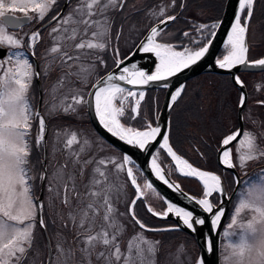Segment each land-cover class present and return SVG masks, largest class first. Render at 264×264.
Instances as JSON below:
<instances>
[{"label": "snow or ice", "instance_id": "1", "mask_svg": "<svg viewBox=\"0 0 264 264\" xmlns=\"http://www.w3.org/2000/svg\"><path fill=\"white\" fill-rule=\"evenodd\" d=\"M174 2L175 0H173V4ZM56 4L57 0H0V54L3 56L0 59V73H2L0 75V264H23L32 248L37 213L38 211L42 212L44 207L32 196L30 182L33 177L29 174L30 169L27 167L31 155L28 136L34 115L39 119L37 145L44 140L45 133V121L38 112H33L27 96L33 78L39 73L36 72L30 59L21 51L24 47V40L10 34L8 25L22 19L31 21L33 17L29 15V12L36 14L37 21H43ZM124 6L125 0H77V5L72 7L68 14L61 17L57 13L52 17V20L57 21V26L52 28V33L57 35L53 37L55 43L49 50L53 60L49 62L47 68H51L52 63L59 60L60 67L67 69L55 88L63 87L65 81L70 82V78L73 76L82 82L87 78L89 72L83 65H79L77 71H73V68L77 67V62L82 57L87 58L90 55V50L103 51L107 48L112 27L111 17L107 14L112 10L122 9ZM254 6L255 0H238V9L225 44L228 52L223 56V59L217 61L221 69L231 70L238 65L264 68V58L251 62L247 60L246 36ZM17 11L23 13V16H16ZM152 15L164 16L165 9L161 8L158 13L153 12ZM175 19V16H167L166 20H162L161 23ZM15 27H21V25L17 23ZM210 27L216 29L219 25L212 24ZM207 28L209 26L204 24L198 26L200 31ZM159 34L158 27H152L146 37V42L142 41L140 44V50L144 53L154 54L158 60L154 72L149 74L137 68L135 64H132L131 67H123L120 69L119 75L109 73L105 78L97 80L93 85L95 91L89 93V96L94 98V111L99 123L112 136L142 150H147L152 143L157 141L158 137L162 139L159 148L175 162L176 170L186 177L197 178L202 183V198L193 199L203 212L212 214L211 224L213 228H217L224 216V209L217 207L213 201L216 196L226 195L221 176L210 171L200 170L178 155L169 143V136L162 132L160 126L154 127L148 123L143 130H138L126 126L120 119L125 116L129 98L134 101V105L130 108L134 115L130 118L135 119L139 115L145 93L144 91H139V93L131 91L115 81L133 86L165 81L197 63L208 52L212 43V40L208 39L198 50L185 48L183 51H176L171 44L157 42L156 37ZM184 35L187 36L188 33H184ZM210 35L214 37L216 32L212 31ZM27 39V47L34 49L40 40V32H32L27 36ZM32 55H35L34 51ZM97 58L99 59V57ZM100 62L103 63V60ZM116 63L119 67L124 61L117 60ZM235 82L243 87V82L238 76L235 77ZM181 91L182 89H178L171 96L173 103L181 95ZM69 92L72 102L66 105L63 101L60 105L54 104L53 111L59 109L64 112H75L76 105L84 103H89L91 106L92 101L85 100L78 89H70ZM245 99L246 97L242 94L241 108L245 105ZM240 135L241 130L237 129L224 137L221 143L219 162L229 169L237 166L233 161L229 145L233 141H237V137ZM61 137L64 138L63 147L66 150L65 162L56 168L50 179L46 171L41 174L40 179L49 180V191L54 192L56 196H60V190H63L61 202L69 206L68 217L76 224L75 243L77 247L65 249L62 243H58L57 255L54 260L50 259L49 264H72L77 252L81 256L80 264H93V256L96 261H102L103 264H155L156 245L159 242L146 239L143 233L132 238L135 243L130 241L126 251L122 252L119 246L118 237L124 226L116 219L117 210L109 195L112 185L109 182L107 166L114 165L117 173L126 172L127 178L134 187L135 197L129 204L128 214L140 229L145 231L172 230L149 229L136 216L135 206L137 201L142 200L146 195L145 189L151 190L153 193L156 192V189L147 182L144 183L143 188L141 187L137 182L134 169L125 167L132 163L127 155H124L122 162L119 163L112 158L90 157L85 159L84 156L90 147V142L87 139L82 140L74 131L58 133V142ZM238 143L240 149H243L242 151L238 150L239 166L244 167L247 162L264 157V150L258 147L256 137L250 131L245 130L243 138ZM74 145H79V147L74 148ZM157 160L158 156H153L151 162V171L156 178L163 181L169 188L179 190L178 184L169 182L165 178L164 171ZM89 165H93V167L89 183L85 185L89 191L83 194L88 199V202L84 204L81 198L82 194L77 191L76 179L77 173L80 178H83ZM119 187L122 188L123 185ZM73 193L80 201L77 205L78 212L71 208ZM244 209L253 213L252 218L247 224L240 226L239 234L226 233V236H237V239L229 244L232 249L230 258L234 264H264V174L258 176L255 181H250L247 188L240 194L238 206L235 208L236 216ZM101 210L103 211L101 217L103 223L99 230H96V220ZM148 211L154 216L163 218L174 214L192 232L196 231L195 225H204L206 222L205 218L195 217L192 211L185 210L184 207H179L175 203H167L166 211L163 212H156L151 206H148ZM236 216L228 225L230 229L237 223ZM39 223L42 228H46L42 216ZM207 250L213 251L211 241L208 243ZM183 252L184 248L181 246L178 249V254ZM196 264H204L203 259L197 258Z\"/></svg>", "mask_w": 264, "mask_h": 264}, {"label": "rangeland", "instance_id": "2", "mask_svg": "<svg viewBox=\"0 0 264 264\" xmlns=\"http://www.w3.org/2000/svg\"><path fill=\"white\" fill-rule=\"evenodd\" d=\"M75 1L76 0H72V3H73L72 7H75L77 5V1L76 3ZM188 1L189 0H186V3ZM257 1H260L261 3L264 2V0H255L254 10L256 8ZM210 2L212 1H208L202 5L200 3V6L202 8H200L197 12L192 10L195 16L191 14H188V15L186 14L183 17V19L182 18H180V20L178 19L181 22L173 23L172 25L170 24L165 30L160 32V34L156 37L157 42L159 43L164 42V43L171 44L174 46V49L176 51H183L185 48L192 49V50H198L200 46H202L204 43L207 42L208 39L212 38L210 33L212 31H216L217 29V28L212 29L210 26L212 24L218 25V22L221 20L219 18L210 19L209 16H211V13L207 10V7L209 6L208 3ZM175 5H176V2H174L173 4V0H158L156 4L151 5V6H150V1L148 0H125V6L122 9L110 11L107 15L111 17L112 27H111L110 39L108 41L107 48L103 51L90 50V55L87 58L82 57L81 60L77 62V67L73 68V71H77L79 65H83L85 68L88 69L89 74L87 75V78L83 82L77 79L75 76H73L70 78V82L65 81V85L63 87L55 88V86L57 85V82L64 75L65 71H67V69H62L60 67L61 62L59 60H56L55 62H53L51 65V68H47V65L49 64V62L53 60L52 55L49 54V50L55 43L53 37L56 36L57 34L52 33V28L57 26V21L47 26L44 30L40 31V40L35 45L34 49H31V48L24 49V50L21 49V51L24 52L25 56L28 57L30 59V62L32 63H33L32 52L34 51L35 52L34 57H36V59L39 61V64H40V78H41V84H42V90H43V101H42L41 115L39 114V116L43 117L45 121L46 117L54 118L55 116H60V115H64L65 113H67L69 115L73 114L74 116L77 117V119L80 120L79 123H74V125H69L68 121L60 120V121H56L55 124L50 126L51 128H49V132L47 136L49 144L51 146V150L49 151L48 160H47V168H48L47 176L49 177V179L53 176L56 168L64 164L65 162L66 150L63 147L64 138L61 137V140L58 142L57 134L64 133L66 131L67 132L74 131L78 134V137L82 138V140L87 139L90 142V147L87 149V154L84 156L85 159L90 158V157H96L97 159L112 158V159H115L118 163L122 162V158L124 156L123 153L119 149L111 145L109 142H107L104 138H102L96 132V130L92 127L91 123L86 119V116H88L87 103L76 105L75 112H64L59 109L53 111L52 106L54 104L60 105L62 101L64 102L65 105L68 103H71L72 102L71 95L69 92L70 89H73V90L78 89L79 93L84 96L85 100H87V95H88L91 85L96 80V78L99 76V72L106 67L105 65L107 63L112 64L114 61L116 62L117 60L124 59L122 58V56L133 51L136 45L144 37L148 29L155 22L158 23V20L160 19L165 20L167 16L174 15ZM189 6L190 8H192L195 5H193L190 2ZM60 8H61V5L58 7L57 10L51 13V15L54 14L55 16L60 10ZM161 8L165 9L164 16L152 15L153 12L158 13ZM142 9L143 11L142 13H140L138 17L133 16L136 11L142 10ZM70 10L71 8L67 12V14L70 12ZM253 18H254V15L252 16V19L250 22L254 20ZM45 23H47L46 19L42 21L41 23H39V25L36 24L37 26L34 24V28L31 29V31H29L28 35H30L32 32L39 31L40 27H42ZM201 24L208 25L209 28L200 31L198 30V26ZM256 28H257L256 24H249L248 26V31H247L248 49H250L249 43H251L253 49H263L262 51L264 52V42L260 41V42H263L261 43L262 45L256 43L257 42L256 40L259 37L257 35V30L259 29L258 28L256 29ZM50 33L52 34L50 35ZM184 33H188V35L185 36ZM18 37L24 40L23 36H18ZM263 40H264V36H263ZM27 44H28V39H27ZM223 49L225 51L224 55H226L228 52V49H226L225 46ZM117 51H118V55H117ZM97 57H99V59ZM101 60H103V63L100 62ZM33 66L35 68L34 63H33ZM203 82L204 80H201L200 83L203 84ZM160 90L161 89L154 90V96L150 99H148V96L151 97V95L149 94V91L145 93V98L141 102L139 115L136 116L135 119L130 118L132 115H134L130 111L131 106L134 105V101L132 98H129V101L126 104L125 116L120 118L121 122L124 123L126 126H131V127L137 128L138 130H143L144 127L148 123H151L154 126L155 121H156V116L161 109L162 102H163L164 95H165L164 91H160ZM205 90H206L207 96H209L208 97L209 101L207 102L209 105V103H211L210 99L212 98L209 93L210 87H208ZM131 91H134V90H131ZM254 95L256 96V94ZM27 96L30 101L33 112L36 113L38 109V102H39V90H38V84H37L36 77H34L31 82V86H30L29 92L27 93ZM230 96L234 98V95H230ZM235 97H236V94H235ZM152 107H154V110ZM142 109H143L144 115L142 118V123L139 124V122L137 121H139V117L141 116L140 113ZM148 110L150 111L148 112ZM251 110L252 109L250 108L249 111ZM145 111H147V113ZM152 111L155 114L154 121L151 120V117L149 115L150 113H152ZM34 117L36 118V121H37L36 128H37V133L39 134V119L35 115ZM196 120L199 123H201L198 119ZM184 125L186 126V123H184ZM181 127L183 128L184 126L181 124ZM199 127H200V130L203 129L201 125H199ZM174 132L176 133L175 129H174ZM187 133H190V132L187 131ZM44 136H46V129H45ZM169 141H170V138H169ZM238 142L235 143V145L232 147V158H233L234 163H236L239 169L242 170V173H246L248 169L247 168L248 162L246 163L244 167L239 166L238 150L242 151L243 149H240ZM42 145H43V141H42ZM181 146L183 147V144H181ZM73 147L78 148L79 145H74ZM172 148L174 149L173 146ZM184 148L190 149L187 144L184 145ZM177 154L179 153L177 152ZM40 156H42V147L40 148V154L38 156L37 166L33 165V167H36L35 176L37 179L35 181L30 182L32 184V196L34 200H36V198L39 196L41 182H42V180L40 179V173H41V166H42V173H43L44 155L41 158ZM154 156H158V162L162 165V167L165 169L168 175L175 182H177L181 187L182 185L186 186L192 183L191 181H189V178L191 177L183 176L176 170L171 157H169L165 151L158 148ZM180 156L183 157L182 155ZM41 159H42V164H41ZM256 160H260V158L255 159V161ZM34 162H36V160H34ZM255 164H258V163H255ZM69 167H71V164H69ZM92 167L93 165H89L87 167L83 178H80L79 174L77 173V179H76L77 191L82 194L81 198L83 199L84 204L88 202V199L84 197L83 194H86L89 191V189L86 188L85 185L89 183L90 174L92 172ZM125 167L127 168L128 165H126ZM131 167L134 169V173L137 177V182L143 188L144 183L145 182L148 183L146 176L141 172V170L133 162L131 163ZM253 167L254 165L250 166V168H253ZM200 170H203V169H200ZM224 171H227L230 174H224V172L220 174H217V173L215 174L221 176V180L224 182L225 187L228 191V196H229L235 189L236 180L232 172L228 170H224ZM107 172L109 173V182L112 185V189L109 195L113 202L114 207L117 210L116 219L118 220L120 224L124 226L120 236L118 237L119 246L122 252L127 250V247L130 241L135 243V241H132V238L135 235L143 233V236L146 239L153 241V242H156V241L159 242V244L156 245L157 252L154 258L155 264H160L162 261H164L162 262L163 264H196V260L197 258H199L198 246L193 241L185 237L184 235L178 234L177 236H172V241L171 242L169 241L170 243L169 242L167 243L164 241L162 236L156 235L155 233L153 234L148 233L147 231L140 229L138 225L135 224V222L131 219V216L128 214V208H129V204L133 197L134 187L131 185L130 180L127 178L126 172L117 173L115 171L114 165L112 164H109L107 166ZM261 174H264L263 170L255 171L253 173V176L245 178L243 183L241 181L242 184L237 194L235 195L234 201L232 203L231 209L229 211L228 217L225 221V224L222 230V239H223L221 243L222 251H220L221 264H232L231 262L232 259L230 258L231 248L229 247V244L232 241V236H226V233H232L233 227L230 229L228 225L231 223L232 218L236 216L235 208L238 206L240 194L247 188L250 181H255L258 178V176H260ZM178 175H181L182 177H185L188 179H185V180L181 179ZM46 181H47L46 188L48 189V193H47L48 196L47 197L44 196L43 198V203H42L44 205L43 211L45 209V212H46V214L43 212V220H44L45 225H46L47 218L48 220H52L56 223V229L55 227L48 225L50 228V232H51V235L50 233L48 234L51 240L52 252H53L52 254H53V260H54L57 255V244L58 243H62L65 249L69 247H72V248L77 247V244L75 243L76 224H74L68 217V213L70 211L69 206H66L61 202V197L63 196V190L62 189L60 190V196H56L54 192L49 191V180L47 179ZM226 182H227V186H226ZM199 183L202 186V183L200 181ZM120 185H123V187L120 188L119 187ZM46 188H45V192H47ZM145 192H146V195L144 196V198L146 199L148 206H151L156 212L166 211L167 205L162 199L161 195L157 191L153 193L151 192V190L145 189ZM200 198H202V196ZM220 200H221V197L216 196L215 201L213 202L216 203V205H218L220 203ZM79 203L80 201L76 198L75 193H73L72 198H71V208L75 209L78 212L79 209L77 208V205ZM135 213L137 216L136 211ZM252 215L253 213L250 210L248 209L242 210L241 213L238 216H236V220L239 223V227L242 224H247V222L252 218ZM102 216H103V211L101 210L96 220V230H99L100 225L103 223L101 219ZM40 229L43 230L42 227L40 226L39 217L37 213V220L35 223L33 238L38 244L34 245V247L31 248V250L27 254V258L23 261V264H46L47 262L48 246H47L46 238H45V241L43 239L44 237L43 235L41 238ZM163 229H176V228L175 226H171V227H167ZM164 245H167V246L160 248ZM181 246H183L184 252L178 254V249ZM178 255H179V258H178ZM92 261H93V264H103L102 261H96L94 256L92 257ZM80 262H81V256L79 252H77L75 260L72 262V264H80Z\"/></svg>", "mask_w": 264, "mask_h": 264}, {"label": "water", "instance_id": "3", "mask_svg": "<svg viewBox=\"0 0 264 264\" xmlns=\"http://www.w3.org/2000/svg\"><path fill=\"white\" fill-rule=\"evenodd\" d=\"M68 1L64 4L62 10L60 11V16L63 15ZM238 9V0H227L225 4V9L223 16L221 20L219 21L216 29V35L211 38L212 43L209 46L208 52L202 57L197 63L190 65L188 68L183 69L179 73H177L174 76L169 77L165 81H155V82H150L148 85H143V86H133V85H128L124 82L120 81H115L116 83H120L121 86L130 89V90H144L145 92L149 90H159V89H164L165 95L164 99L162 102V106L160 111L158 112L156 116V121H155V126H160L162 129V132L167 134L169 136V131H170V117H171V112L178 101L179 97L182 95L184 88L186 86V83L200 75L206 74V73H213V74H219V75H229L235 84L241 91L242 94L246 97L245 99V105L243 108L240 107L239 105V110H238V115H239V122H240V127L239 130H241V135L237 137V141L240 139V137L243 134L244 130V121H243V111L245 109V106L248 101V92L246 89V86L243 84V87L241 85H238L235 82V77L238 76L240 72H250V73H258V72H264V68L261 67H245L243 65H238L231 70L229 69H221L218 64V57L220 52L223 50L226 42H227V35L231 30V26L234 22V17ZM179 16L176 15L175 17L177 18ZM166 20V19H165ZM55 20H50L46 24H44L42 27H40L39 32L44 30L47 26L52 24ZM174 20L167 21L166 23H157L153 27H158L160 32H162L166 27H168ZM27 21H23L22 23L18 21H14L12 24H10L11 27L13 28H18L15 27V24H20L22 25ZM151 30V29H150ZM150 30L147 32V34L143 37V39L139 42V44L135 47V49L124 59L123 64H121L119 67L116 66L110 70L108 73L100 77L98 80L105 78L109 73L113 75H119L120 74V69L123 67H131L132 64H135L137 68H139L142 71H145L147 73H152L155 70V66L158 63V60L152 53H144L142 50H140V44L141 42H146V37L150 33ZM246 44L248 47V34L246 36ZM2 57V55H0ZM34 63H35V68L36 72L39 73L37 78V84H38V90H39V102H38V109L37 112L41 113V107H42V101H43V90H42V84H41V78H40V67H39V62L34 57ZM248 60V56H247ZM249 61V60H248ZM251 62V61H249ZM96 83V82H95ZM94 83V84H95ZM93 84V85H94ZM93 85L89 91V93L94 92L95 89L93 88ZM167 85V86H165ZM178 89H182L181 95L178 97V99L173 103L171 101V96L175 94V92ZM88 93L87 100H91L92 104L90 106L89 103H87V110L89 114V118L91 121V124L93 128L96 130V132L104 138L107 142H109L111 145L119 149L124 155L130 156L132 158L133 163L141 170V172L146 176L147 180L149 183L153 185V187L156 189V191L161 195L162 199L166 203H175L179 207H184L185 210L192 211L194 213L195 217L199 218H205L206 222L204 225H195L196 231L192 232L191 230L187 229L183 224L182 221L179 220V218L175 217L174 214H169L167 218L159 217V216H153L160 219V220H166V221H173L176 224V229L181 230L185 232L186 234L190 235L191 237L194 238L196 241L199 250H200V255L199 258L203 259L204 264H221L220 261V243H221V235H222V230L225 224V221L228 217L229 211L231 209L233 200L235 198V195L237 194L240 186H241V181L242 177L240 176L237 168H232L229 169L222 165L219 160H220V149L217 154V161L220 167H222L224 170H228L233 173L236 179V186L234 191L228 196V191L225 187L224 182L222 181L223 188L225 190L226 195L220 196L222 203H219L217 207H223L224 209V216L222 217L219 225L217 228H213L211 224V215L209 213H205L202 211L201 207L195 204L194 199H199L200 197L194 196L190 194L189 192L185 191L177 182H175L165 171L166 174V179L169 180V182H172L174 184L179 185V190H176L175 188H169L166 184L163 183V181H160L156 178L155 174L151 171V162H152V157L154 156L155 152L159 148V144L162 143V139L160 137L157 138V141L152 143L147 150H142L136 146L129 145L124 141L119 140L117 137H114L109 133L103 126L99 123L98 118L95 116V111H94V98L90 97ZM47 136H48V126L46 123V136H45V148H44V159H43V173L46 171L47 173ZM233 141L230 145L229 148L231 149V146L237 142ZM181 174V173H180ZM182 175V174H181ZM184 176V175H183ZM194 178V177H191ZM197 179V178H195ZM198 180V179H197ZM45 187H46V180H42L41 182V188H40V193L39 196L37 197V201L40 203H43V197H44V192H45ZM145 201L147 207L148 203L145 198H143ZM43 217V210L42 212L38 211V217ZM43 233L46 238L47 246H48V257H47V263L49 264L50 259L52 260V245H51V240L48 234V231L46 228H42ZM209 241L212 242L213 245V251L209 252L208 249V243Z\"/></svg>", "mask_w": 264, "mask_h": 264}, {"label": "trees", "instance_id": "4", "mask_svg": "<svg viewBox=\"0 0 264 264\" xmlns=\"http://www.w3.org/2000/svg\"><path fill=\"white\" fill-rule=\"evenodd\" d=\"M148 1H150V6H151V5L156 4L158 0H148ZM189 1L195 6L190 8ZM189 1L186 3V0H175L176 5L174 7V15H177L178 13H180V16L176 20H174L173 23L181 22L179 21L180 18L183 19V17L186 14L194 15V12H192V10L197 12L200 8H202L200 6V3L202 5L208 1H212L208 3L209 6L207 7V10L211 13V16L208 15L210 19H213V18L221 19L223 16L226 0H189ZM142 11L143 9L136 11L133 16L138 17L140 13H142ZM253 15H254V18H253L254 20H252L250 24L257 25V28L259 29L257 30V35L259 37L257 38L256 43L262 45L261 43L264 42L263 40L264 2L261 3L260 1H257L256 8L254 10ZM53 16L54 14L53 15L50 14L47 17V20L51 19ZM260 41H263V42H260ZM250 49H253L252 45H250ZM128 54L129 53L122 56V58H125ZM223 54L224 53L222 52L220 53L219 59L223 57ZM248 57H249V60H258L264 57V52L262 50L258 52L250 50ZM115 64H116L115 61L112 64L107 63L105 65L106 67L99 72V76L96 79H98L100 76L110 71L115 66ZM247 75L241 74V77L245 84L246 83L249 84L247 80L248 76L255 77L258 74L250 73L248 76ZM221 77L222 76L217 75V74H204V75L195 77L187 82L183 94L181 95V97L179 98V100L177 101V103L175 104L172 110L171 125H172V120H173L175 124L176 133L172 132V126H170L169 138H170V142L172 146L179 153V155H182L183 157H185L193 165L205 171H210V172L217 173V174H220L223 172L224 174H230L229 172L224 171L222 167H220V165L218 164L217 154L221 147L223 138L227 136L228 134H230L231 132H233L234 130H236V128L238 127L237 108L239 106L241 92L235 87V85L230 81L228 77H227L228 79L227 84L229 87H227L226 84L221 86L220 82L218 81V79ZM201 80H204L203 84L200 83ZM208 87H210L209 93L212 97L210 99L211 103H209V105L207 103L209 101V98H208L209 96H207L206 90H205ZM230 88H232L233 91L236 92V97L232 98L230 96L232 95L231 94L232 89ZM160 91H164L165 93L164 89H161ZM222 92H223L224 100L226 101V103L227 102L232 103L233 114H234L236 123L232 129H230L229 131L226 130L220 134L219 133V114L220 113L218 111L217 105L221 99ZM149 94L151 95V97L148 96V99L154 96V90H150ZM152 108L154 110V107ZM149 111L150 110H148V112ZM145 112L147 113V111ZM140 115L141 116L139 117V121H137L139 122V124L142 123V118L144 115L143 109L141 110ZM149 115L151 117V120L154 121L155 119L154 112L152 111V113H150ZM86 119L89 121L88 116H86ZM196 119H198L201 123H199ZM60 120L68 121L69 125H74V123L80 122V120L77 119L76 116H74L73 114L69 115L67 113H65L64 115L55 116L54 118L46 117V121L48 123L49 128H51L50 126L55 124L56 121H60ZM184 123H186V126L184 125ZM181 124L184 126L183 128L181 127ZM199 125H201L203 129L200 130ZM187 131L190 133H187ZM181 144H183V147L181 146ZM185 144H187L190 149L184 148ZM50 150H51V146L48 141V154ZM43 155H44V142L42 145V156H40V158L43 157ZM178 176L184 180L188 179V178L182 177L181 175H178ZM189 181H191L192 183L186 186L182 185V188L194 196L201 197L203 188L201 184L199 183V181L195 178H189ZM46 184H47V181H46ZM226 186H227V182H226ZM47 193H48V189H47V192L44 193V196L47 197L48 196ZM134 197H135V189H133L132 199ZM135 211L137 212V217L149 229H163V228H167L171 226L176 227V224L173 221L160 220L154 217L152 213L148 211V207L143 199L137 201V204L135 206ZM43 212L46 214L45 209ZM48 225L55 227L56 229V223L52 220H48V218L46 220V227H47L48 233H50L51 235L50 228ZM40 231H41V238L43 235L44 236L43 239L45 241V235L43 233V230L40 229ZM147 232L152 233V234L155 233L156 235L162 236L164 241L167 243L169 241L170 242L172 241V236H177L178 234H181L187 237L188 239H190L191 241H193L197 245L193 237H191L190 235L178 229H172V230H166V231L165 230L147 231ZM166 246L167 245H164L160 248H163ZM162 262L160 264H163Z\"/></svg>", "mask_w": 264, "mask_h": 264}, {"label": "flooded vegetation", "instance_id": "5", "mask_svg": "<svg viewBox=\"0 0 264 264\" xmlns=\"http://www.w3.org/2000/svg\"><path fill=\"white\" fill-rule=\"evenodd\" d=\"M66 1L67 0H65V1L57 0V4L55 6H53V8L45 16L46 21H48L47 17L51 13H53L55 10H57L58 7L61 5L60 10L58 11V13H59L62 10ZM76 1H75V3H76ZM72 5H73L72 0H69L67 7H66L62 16L67 14L69 9L72 8ZM15 15L22 17L23 13L17 11L15 13ZM29 15L32 16L33 19L31 21H27V22L23 23L21 25V27H18L15 29V28L11 27L10 25H8V31L10 34H14L17 37L18 36L24 37V47L22 48L23 50L28 49V47H27V36L29 34V31H31V29L34 28V24L36 25L38 22L39 23L42 22V21H37V19H35V16H36L35 13L29 12ZM23 21H26V20L22 19L18 22L22 23ZM54 22H56V20ZM39 23L37 25H39ZM249 44L251 45V43H249ZM250 50L258 52V51L263 50V49H248L247 56L249 55ZM222 53L225 54V51L223 50ZM224 54H223V56H224ZM0 55H2V54H0ZM2 58H3V56L2 57L0 56V59H2ZM221 59H223V57ZM248 60H249V57H248ZM249 61H254V60H249ZM206 74H213V73H206ZM241 74H245V75L248 74L249 75L250 72H240L238 74V77L243 82ZM251 74H258V75L256 77H252V76L247 75L248 76L247 80H248L249 84L248 83L245 84L243 82V84L246 86V89L248 92V101H247V104H246L245 109L243 111V121H244L243 132L246 130V131H250L251 133H253L254 136L256 137V143H257L258 147L261 150H264V103H262V102H264V72L251 73ZM0 75H2V73H0ZM217 75H219V74H217ZM220 76H222V77L219 78L218 81L220 82L221 86L226 84V86L229 87L227 84V82H228L227 77L233 83V81L229 75H220ZM235 87L238 90H240L237 86H235ZM230 89H232V88H230ZM240 92L242 95L241 90H240ZM231 94L234 95V97H235L236 92L233 91V89H232ZM254 94H256V96ZM252 99H253V101H252ZM251 104H252V106H251ZM239 105H240V102H239ZM217 107H218V111L220 113L219 114V133L221 134L226 130L229 131L230 129H232L235 126L236 122H235V118H234V114H233L232 103L231 102L226 103V101L224 100L223 92L221 94V99L218 102ZM250 108L252 109L251 111H249ZM238 110H239V106L237 108L238 127L236 128V130L239 129V127H240ZM248 113H249V115H248ZM36 122H37L36 118L33 116L32 120H31V129H30L29 136H28V141H29L30 148H31V155L29 157V164L27 167L30 169L29 174L33 177L32 181H35L37 179L35 176L36 175V169H35L36 167H33V165L37 166V160H38V156L40 154V148L42 147V142L39 145L36 144V138L38 136L37 128H36ZM170 126H172V132H174L175 124H174L173 120H172V125L170 123ZM236 130H234L233 132H235ZM233 132H231L230 134H232ZM242 138H243V134L240 137V139H242ZM237 142H235V143H237ZM235 143L231 146V150H232V147L235 145ZM34 160H36V162H34ZM255 163H258V164H255ZM41 164H42V159H41ZM247 164H248V166H247L248 169H247L246 173H242V170H240L239 167L236 166L240 176L242 177V183H243L245 178L253 176V173L255 171L263 170V173H264V157H261L260 160L255 161V159H254L252 161H249ZM251 165H254V167L250 168ZM41 174H42V168H41L40 176H41ZM240 231H241V229L239 227V223L237 222L232 228V233L239 234ZM236 239H237V236H232V241H235ZM221 243H222V241H221ZM36 244H38V243L33 238L32 247H34V245H36ZM231 252H232V249H231ZM231 262H232V264H234L233 260Z\"/></svg>", "mask_w": 264, "mask_h": 264}, {"label": "bare ground", "instance_id": "6", "mask_svg": "<svg viewBox=\"0 0 264 264\" xmlns=\"http://www.w3.org/2000/svg\"><path fill=\"white\" fill-rule=\"evenodd\" d=\"M227 43V42H226ZM155 71V70H154ZM153 71V72H154ZM123 87V86H122ZM134 91H136L137 93H139V91H144V90H134ZM144 93H146L145 91H144ZM169 143H170V141H169ZM171 145V144H170ZM174 150V149H173ZM175 151V150H174ZM179 155V154H178ZM129 158H130V160L132 161V158L130 157V156H128ZM183 158V157H182ZM184 159V158H183ZM133 162V161H132ZM189 162V161H188ZM157 163L161 166V168L163 169V171H164V175H165V178H167L166 177V174H165V169L162 167V165L158 162V160H157ZM173 163H174V165H175V162L173 161ZM190 163V162H189ZM128 167H131V163L130 164H128ZM195 167V166H194ZM135 174V173H134ZM149 183V182H148Z\"/></svg>", "mask_w": 264, "mask_h": 264}]
</instances>
